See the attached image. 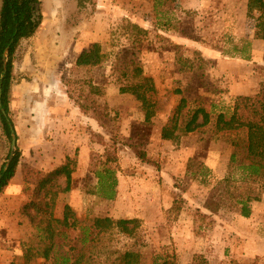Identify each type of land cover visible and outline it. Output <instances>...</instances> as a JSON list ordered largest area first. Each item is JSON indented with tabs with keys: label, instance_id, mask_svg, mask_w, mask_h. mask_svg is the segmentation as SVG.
Listing matches in <instances>:
<instances>
[{
	"label": "rangeland",
	"instance_id": "rangeland-1",
	"mask_svg": "<svg viewBox=\"0 0 264 264\" xmlns=\"http://www.w3.org/2000/svg\"><path fill=\"white\" fill-rule=\"evenodd\" d=\"M40 3L39 33L24 40L14 58L6 117L15 131L9 134L0 101V177L11 153L13 158L19 155L16 173L0 193V264H61L63 255L72 262L78 259V264H118L126 251L142 254L143 264H264V193L250 202L249 217L240 213L230 193L216 213L206 208L222 179L240 178L230 166L229 136L217 129L218 115L232 112L238 95L264 91V40L262 57L242 61L253 51L255 38L248 0ZM178 34L200 40L216 50L218 58L197 56L198 50L183 45L182 53L194 59L195 67L180 71L183 62L175 61L170 48ZM95 42L106 55L102 62L76 66V50ZM133 60L158 88L159 109L150 123L141 102L120 91L122 73ZM128 70L131 73L132 67ZM1 80L2 75L0 93ZM91 80L100 92L87 83ZM182 96L188 103L180 122L201 104L209 121L165 140L162 127ZM77 100L87 113L79 112ZM67 153L77 160L73 187L59 194L53 214L63 218L68 205L74 225L34 226L21 213L34 189L25 181V165L48 172L61 165ZM107 167L117 177L114 199L100 192L98 172ZM60 183L64 185V179ZM106 218L137 222L129 225L133 232L126 233L115 224H97Z\"/></svg>",
	"mask_w": 264,
	"mask_h": 264
},
{
	"label": "trees",
	"instance_id": "trees-1",
	"mask_svg": "<svg viewBox=\"0 0 264 264\" xmlns=\"http://www.w3.org/2000/svg\"><path fill=\"white\" fill-rule=\"evenodd\" d=\"M37 6L39 11L37 12ZM248 15L255 19V38L264 40V0H248ZM42 12L40 0H2L0 9V76L1 108L9 113V96L11 84L13 81L14 58L21 41L32 37L42 22ZM138 32L146 34L147 30L139 25H133ZM6 47H9L7 68H4L3 53ZM173 49L176 62H183L180 71L189 72L195 67L194 59L182 53L183 45L174 43L170 46ZM201 56V52L195 53ZM105 53L101 52V46L95 42L90 47L85 48L76 59L78 67H94L99 65L105 58ZM132 67L131 73L128 70ZM127 69L122 73L123 84L120 91L130 93L141 102L142 108L146 111V121L153 122L151 119L156 114L159 105L158 88L155 80L144 73L142 66L137 65L135 60L131 65L127 64ZM71 79L65 80L68 94L73 98V92L70 87ZM99 92L101 87L94 85L92 80L87 82ZM178 93L183 90L178 88ZM202 99V97H198ZM79 108L87 113V107L76 101ZM188 103V99L182 96L180 103L175 107L173 117L169 119L161 130V137L165 140L176 138L179 133H191L199 126L208 123L209 112L201 104L195 107L191 117L184 121H179L178 117ZM81 110V111H82ZM202 115L203 121L199 117ZM1 119L5 124L6 132L10 133V122L8 118L1 113ZM217 129L228 134L229 141L233 148L230 157V166L239 171L240 178L233 179L226 177L219 182V187L213 190L206 201V208L212 213L219 211L221 200L224 195L230 193L234 204L239 208L240 213L249 217L251 215L250 202L260 200V195L264 193V91L254 95H238L232 112L226 114L219 113L217 119ZM142 156V155H141ZM19 162L17 154L7 168H3L0 177V193L3 192L9 181L14 177ZM77 168V160L67 156L65 161L51 171H42L31 166L25 165V181L34 185L33 194L30 201L23 204L21 213L29 217L32 225L40 227L43 222H47L49 227L57 222L66 227L73 226L70 223L71 209L65 205L63 218L55 217L53 214L56 199L59 194H66L73 187V172ZM100 183V192L107 199H114L116 196L117 177L111 168H105L98 172ZM64 179V185L60 180ZM257 185V186H256ZM257 187V188H256ZM256 188V189H255ZM241 190V191H240ZM72 215V214H71ZM97 224H104V227L117 225L123 232L131 233L134 227L130 224L137 222L136 219H118L110 218L98 219ZM54 233V232H52ZM50 249L45 250V257H50ZM142 254L126 251L118 257V264H143L141 262ZM79 260L71 261V257L63 255L61 264H78ZM153 264H181L174 261L165 260L162 263Z\"/></svg>",
	"mask_w": 264,
	"mask_h": 264
},
{
	"label": "crops",
	"instance_id": "crops-1",
	"mask_svg": "<svg viewBox=\"0 0 264 264\" xmlns=\"http://www.w3.org/2000/svg\"><path fill=\"white\" fill-rule=\"evenodd\" d=\"M42 23L40 24V26L38 27L36 33L30 37V38H27V39H24V40H30V39H34L36 38L37 34L39 33V28L41 27ZM22 40L21 43L24 41ZM173 40L175 43L177 44H180V45H186V47H189V48H194L198 51H200L202 53L203 56H205L206 58H214V59H217L219 54L216 50H213V48L211 47H208L206 46L205 44H203L200 40L198 39H193V38H190L188 36H184V35H181V34H178V35H173ZM262 45V40L261 39H253V43H252V46H253V51L249 54V58H247V60H242V61H247L249 62L250 59H255L257 60L258 59V54L260 55V57L263 56V53L262 51L260 50V47ZM74 49H76V46L74 44ZM85 49V47H79L77 50H76V56H74V58L77 59V57L79 56V54ZM234 90H232L230 93H233ZM238 94L242 93V92H237ZM244 93V92H243ZM76 109H73V114H76ZM79 112H81V109L78 108ZM69 156H71V153H67ZM81 167H82V163L79 162L78 164V170H81Z\"/></svg>",
	"mask_w": 264,
	"mask_h": 264
},
{
	"label": "water",
	"instance_id": "water-1",
	"mask_svg": "<svg viewBox=\"0 0 264 264\" xmlns=\"http://www.w3.org/2000/svg\"><path fill=\"white\" fill-rule=\"evenodd\" d=\"M37 8V12L39 11V6L36 7ZM8 53H9V47H6L5 50H4V53H3V61H4V68L6 70L7 68V63H8ZM2 113L6 116L7 113L4 109H2ZM10 129L12 130V132L15 131L14 129V125L13 124H10ZM16 144H17V138L15 136H13V139H12V148H15L16 147ZM13 152L11 153L10 157H9V160H8V163L7 165L4 167V168H7L8 165L11 163L12 159H13Z\"/></svg>",
	"mask_w": 264,
	"mask_h": 264
}]
</instances>
